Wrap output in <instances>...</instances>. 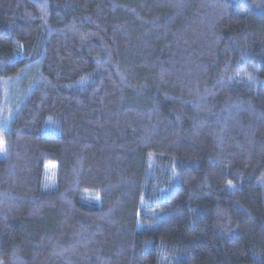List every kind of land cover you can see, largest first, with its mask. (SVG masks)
<instances>
[{"label":"trees","instance_id":"1","mask_svg":"<svg viewBox=\"0 0 264 264\" xmlns=\"http://www.w3.org/2000/svg\"><path fill=\"white\" fill-rule=\"evenodd\" d=\"M0 142V264H264V0H0Z\"/></svg>","mask_w":264,"mask_h":264},{"label":"rangeland","instance_id":"2","mask_svg":"<svg viewBox=\"0 0 264 264\" xmlns=\"http://www.w3.org/2000/svg\"><path fill=\"white\" fill-rule=\"evenodd\" d=\"M18 90H19V88H18ZM7 108L8 109L10 108V105L8 103H7ZM2 153H3V149H2V146L0 144V155ZM54 178H55V169H54V164L51 163V164L47 165L45 168L43 186L45 188H51L53 186V183H54Z\"/></svg>","mask_w":264,"mask_h":264},{"label":"snow or ice","instance_id":"3","mask_svg":"<svg viewBox=\"0 0 264 264\" xmlns=\"http://www.w3.org/2000/svg\"><path fill=\"white\" fill-rule=\"evenodd\" d=\"M3 142H0V144H2Z\"/></svg>","mask_w":264,"mask_h":264}]
</instances>
